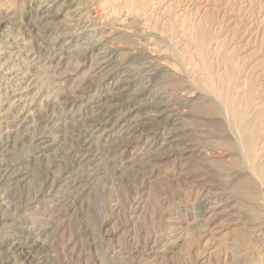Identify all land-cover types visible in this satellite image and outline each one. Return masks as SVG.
I'll return each mask as SVG.
<instances>
[{"label": "rangeland", "instance_id": "obj_1", "mask_svg": "<svg viewBox=\"0 0 264 264\" xmlns=\"http://www.w3.org/2000/svg\"><path fill=\"white\" fill-rule=\"evenodd\" d=\"M88 1L0 0V77H16L0 80V164L21 161L30 169L15 186L0 171V195L11 188L0 218L17 215L14 229L0 228V264H26L8 251L14 236L33 264H264L262 189L241 159L217 97L228 93L245 109L240 96L247 89L248 117L255 113L264 126V0H95L106 13L95 22L109 35L98 51L116 48L104 65L97 54L84 53L102 36L95 22L84 26L69 13ZM198 28L217 92L204 82ZM90 81L113 101L101 100L95 88L80 101ZM20 87L26 93L19 103L31 113L56 102L53 133L35 146L39 163L29 142L4 149L3 137L14 128L10 103ZM62 102L70 103L67 110ZM45 162L74 170L67 185L79 182L34 239L27 229L40 223L43 202L33 196ZM236 245L245 250L238 254Z\"/></svg>", "mask_w": 264, "mask_h": 264}, {"label": "bare ground", "instance_id": "obj_2", "mask_svg": "<svg viewBox=\"0 0 264 264\" xmlns=\"http://www.w3.org/2000/svg\"><path fill=\"white\" fill-rule=\"evenodd\" d=\"M136 1V0H135ZM141 1V0H140ZM71 2L73 1H70L68 4L65 5V7H70V4ZM142 2V1H141ZM86 3V2H85ZM146 3H148L146 1ZM99 5H100V2H99ZM130 5V4H129ZM138 5V4H137ZM144 5V4H143ZM146 6V4H145ZM144 6V7H145ZM133 7V6H132ZM138 7V6H137ZM147 7V6H146ZM67 8V9H68ZM101 8V7H100ZM100 8L98 6V3L95 1V0H90L86 3L85 6H82V7H79L78 8H75V9H72L70 10L69 13H71L70 15L74 16V17H80V19L83 20V24L84 26L85 25H91L93 22H95L96 19H100V18H103V17H106V13L104 12H100ZM143 8V7H142ZM130 9V8H129ZM134 9V8H133ZM144 9V8H143ZM131 10V9H130ZM137 11V10H136ZM143 11V10H142ZM206 11V10H205ZM48 13V12H47ZM66 13V12H65ZM205 15V14H204ZM203 15V16H204ZM208 15V14H207ZM207 17V16H206ZM79 19V18H78ZM205 19V18H204ZM202 19V20H204ZM214 20V19H213ZM81 21V20H80ZM102 21V20H101ZM205 21H208L205 20ZM204 21V22H205ZM97 22V21H96ZM95 22V24H96ZM201 22V21H200ZM198 22V23H200ZM210 22V21H209ZM207 22V23H209ZM197 23V24H198ZM99 25L101 24V22L98 23ZM98 24H96V27L94 28L95 29V33L96 31L100 32V34H102L101 38H99L98 40L94 41L93 43H90V45L85 49V52L86 55H91V54H97L99 56V59H100V63H106L108 62V60L111 59V56L113 54H115V51H116V48L115 46L113 45V43L111 45H106L107 48L105 49V53L103 52H99L98 51V48H97V45L99 43V41H101V39L103 40H107V38H109L108 34H106V30L104 27H102V25L98 26ZM165 24V23H164ZM206 24V23H205ZM210 24V23H209ZM208 24V26H209ZM83 26V27H84ZM185 26V24H184ZM193 26V25H192ZM201 28H202V24H200ZM183 27V26H182ZM187 27V26H186ZM191 27V26H190ZM88 28V27H87ZM193 28V27H192ZM168 29V28H167ZM185 29V27H184ZM188 30H190L189 28H187ZM195 29V28H194ZM211 29V28H210ZM93 29H91L92 31ZM105 30V31H104ZM111 30V29H110ZM161 30V29H160ZM164 30V29H163ZM193 30V29H192ZM209 30V29H208ZM89 31V29H88ZM182 31V30H181ZM185 31V30H184ZM191 31V30H190ZM213 31V30H212ZM93 32V31H92ZM109 32V31H108ZM107 32V33H108ZM197 32L199 33V36H198V39H197V47H198V56L200 57V60H201V65L202 67L205 69V74H204V82H205V85L207 86L208 90L211 91V92H217L216 90L218 89H215L214 87L216 86H213V82L214 81V76L213 74L211 73L210 71V68H209V64L207 62V58H206V50H204L203 48V45H204V41H205V36H204V32L202 31V29L198 28ZM91 33V32H90ZM187 33V32H186ZM192 33V32H191ZM205 33H206V30H205ZM212 33V32H211ZM184 34V33H183ZM190 34V33H189ZM196 36H197V33H195ZM213 34V33H212ZM211 34V35H212ZM215 34V33H214ZM111 35V33H110ZM186 35V34H184ZM190 36V35H189ZM191 37V36H190ZM188 38V36H187ZM212 39V38H211ZM217 39V38H216ZM190 40V39H189ZM192 40V39H191ZM185 41V40H184ZM211 41V40H210ZM187 42V40H186ZM219 42V41H218ZM217 42V43H218ZM216 43V44H217ZM195 44V43H194ZM220 44H222L220 42ZM187 45V43H186ZM219 45V44H218ZM223 45V44H222ZM99 46V45H98ZM195 46V45H194ZM217 46V45H216ZM220 46V45H219ZM103 47V48H104ZM188 47V46H187ZM221 47V46H220ZM194 48V47H193ZM103 50V49H102ZM101 50V51H102ZM130 50V49H129ZM186 48L184 49V52ZM188 50V49H187ZM208 52V51H207ZM215 52V50H214ZM146 53V52H145ZM193 54V53H192ZM195 54V53H194ZM210 54V52H209ZM116 55V54H115ZM185 55V53H184ZM189 55L190 52H189ZM197 55V54H196ZM214 55V54H213ZM226 55V54H225ZM216 56V55H215ZM218 56V55H217ZM227 56V55H226ZM16 57V56H15ZM194 57V55H193ZM197 57V56H196ZM217 58V57H216ZM219 58V57H218ZM221 58V57H220ZM227 58V57H226ZM191 59V58H190ZM230 59V57L228 58ZM216 60V59H215ZM218 60V59H217ZM192 61V60H190ZM194 61V60H193ZM198 61V60H197ZM216 62V61H215ZM264 62V61H263ZM165 63V62H164ZM196 63V61H195ZM223 63V62H222ZM190 64V63H189ZM192 64V62H191ZM197 64V63H196ZM195 64V65H196ZM216 64V63H215ZM222 65V64H221ZM220 65V66H221ZM231 65V64H230ZM234 65V64H233ZM237 64H235L236 66ZM167 66V64H166ZM170 66V65H169ZM189 66V65H188ZM228 66V65H227ZM239 66V65H238ZM175 67V66H174ZM103 68V67H101ZM190 68V67H189ZM192 68V67H191ZM197 68V67H196ZM200 68V67H199ZM219 68V67H218ZM221 68V67H220ZM227 68V67H226ZM232 69V68H231ZM243 69V68H242ZM1 70V69H0ZM98 70V69H97ZM175 70V69H174ZM196 70V69H194ZM199 70V69H198ZM201 70V69H200ZM220 70V69H219ZM222 70V69H221ZM224 70V69H223ZM222 70V74L224 73ZM237 70H238V67H237ZM245 70V69H244ZM2 71V70H1ZM182 71V70H181ZM247 71V70H246ZM178 72V71H177ZM193 72V71H192ZM220 73V71H219ZM12 75V74H11ZM16 75V74H15ZM21 75V74H20ZM109 75V74H108ZM170 75V73H169ZM195 75V74H194ZM200 75V74H199ZM215 75H216V72H215ZM10 74H8V76H5L3 77V74L2 76L0 77V80H10L12 81L14 78H16L15 76L11 77L13 79H11L10 77ZM171 76V75H170ZM202 76V75H201ZM228 78H230L229 74L226 75ZM18 77V76H17ZM220 77V76H219ZM246 77V76H245ZM256 77V76H255ZM199 78V77H198ZM233 78V77H232ZM112 79V78H111ZM222 79V77H221ZM200 80V79H199ZM198 80V81H199ZM216 80V79H215ZM220 80V79H219ZM224 80V79H223ZM243 81V80H241ZM252 81V80H251ZM250 81V82H251ZM254 81V80H253ZM256 81V80H255ZM194 82V81H193ZM226 82V81H225ZM80 83V82H79ZM224 83V82H223ZM238 83V82H237ZM114 84V83H113ZM217 85V84H216ZM240 85V84H239ZM244 85V84H243ZM98 85L97 82L95 81H90V83L88 84L87 87L85 88H82L83 91H80L81 93H79V98H80V101L84 100L83 98L84 97H87L88 95V92H90V90L94 89L98 91L99 93V97L101 98V100H108L109 99V95L106 94V91L108 90H104V89H101ZM251 86V85H250ZM258 86V85H257ZM22 87V86H21ZM20 87V89L18 90V92L13 96V99L11 101V105L13 106L15 110V114L11 115V122L12 123V126L14 128L10 129L9 131H7L3 137V145L5 146V150H17L20 146V144L22 145L23 144V147H27L25 145L26 142H29L28 145V148H29V152H30V155H31V159L32 160H35L36 163H39L40 162V158H38L39 154H35L36 152V145L38 143H40L42 140H44L45 138H50V135H52L51 133H53L52 131V128L51 126L49 125L52 120L51 118V113L54 112V110L56 109V102L55 103H52V102H45V104L43 105V107L39 109H36V111L34 112L33 110V113H31L29 110H28V104H22L20 105V101H22V96H24V93L22 95V92L20 91L22 88ZM84 87V86H83ZM111 87V86H110ZM249 88V85L247 86ZM108 88V87H107ZM185 88V87H184ZM226 88V87H225ZM237 88V87H236ZM254 88V87H253ZM264 88V87H263ZM255 89V88H254ZM16 90V89H15ZM27 91V90H26ZM255 91V90H254ZM257 91V90H256ZM263 91V89H262ZM111 92V91H109ZM173 92V91H171ZM207 92V91H206ZM227 92V90H226ZM256 94V93H255ZM264 94V92H263ZM13 95V94H12ZM211 95V94H210ZM230 95V94H229ZM228 95V93H218L217 97H219V100L220 102L223 104V105H220L223 107V114L224 116L226 117L227 119V122L229 123L230 122V126H231V130L232 133H233V139L235 140L236 142V146L237 148L239 149L240 151V156H241V159L243 158L244 161L246 162V166L248 168V171H250V173L252 174L253 178L255 176V180H256V183L259 185V188L262 189V200L264 201V126L262 125L261 122L255 120V118L257 117V115H255V113L252 114L251 117H248V112L249 109L251 108V100L248 96V91L247 89L245 90V92L243 93V95H241L240 97L245 101V103L247 104V107L245 109H238V107L236 106V104H234V100H231ZM26 96V95H25ZM148 96V95H147ZM232 96V95H231ZM257 96V95H256ZM12 97V96H11ZM160 97V95H159ZM216 97V98H217ZM233 97V96H232ZM258 97V96H257ZM262 97V95H261ZM78 98V99H79ZM170 98V97H169ZM10 99V98H9ZM119 99V98H118ZM159 99V98H158ZM258 99V98H256ZM262 99V98H261ZM29 100V99H28ZM59 100V99H58ZM100 100V101H101ZM54 101V100H53ZM108 101H113L112 99H109ZM162 101V99H161ZM216 101V99H215ZM9 102V101H8ZM27 102V101H26ZM79 102V101H78ZM254 102V101H253ZM219 103V102H218ZM240 103V102H239ZM244 103V104H245ZM257 103V102H256ZM263 105V103H262ZM39 106V105H38ZM70 106V103L69 102H62L61 103V108L63 109V111L66 109H68L67 107ZM103 106H105L103 104ZM256 106V105H255ZM254 106V107H255ZM18 109H17V108ZM101 107V106H100ZM108 107V106H107ZM259 107V106H258ZM37 108V106H36ZM109 108V107H108ZM212 108V107H211ZM215 108H216V105H215ZM157 109V108H156ZM151 111V110H150ZM159 111V110H158ZM213 111V110H212ZM253 111V110H252ZM260 111V110H258ZM51 112V113H50ZM99 112V111H98ZM161 112V111H160ZM251 113V112H250ZM261 113V112H260ZM72 114V113H71ZM162 114V112H161ZM262 114V113H261ZM264 114V113H263ZM211 115H212V112H211ZM260 118V116H259ZM227 123H225V126H226ZM264 124V122H263ZM54 125V124H53ZM229 125V124H228ZM121 126V125H120ZM119 126V127H120ZM176 126V125H175ZM181 126V125H180ZM229 126H227L228 128ZM39 128V131L36 133V134H29V131L30 130H35ZM124 128V127H123ZM106 129V128H105ZM169 129V128H168ZM122 130V129H121ZM150 131V130H149ZM226 131V129L224 130V132ZM229 131V132H230ZM97 132V131H96ZM123 133V132H122ZM167 133V132H166ZM170 133V131H169ZM40 134H48V135H40ZM108 134V132H107ZM168 134V133H167ZM166 134V135H167ZM183 134V133H182ZM170 135V134H169ZM21 136V137H20ZM175 136V135H174ZM232 136V135H231ZM21 139H20V138ZM154 137V136H153ZM59 138V137H58ZM158 138V137H157ZM168 138V137H167ZM232 138V137H231ZM85 139V138H84ZM87 139V138H86ZM85 139V141H86ZM152 139V138H151ZM172 139V138H171ZM47 140H50V139H47ZM45 140V141H47ZM80 140V139H79ZM149 140V139H148ZM165 140V139H164ZM1 141V139H0ZM172 141V140H171ZM228 141V140H227ZM230 141V140H229ZM89 142V140H88ZM163 142V141H162ZM34 144V145H33ZM54 144V143H53ZM152 144V143H151ZM227 144V143H226ZM232 144V142H231ZM51 145V144H50ZM160 145V144H159ZM163 145V144H162ZM85 146V145H84ZM151 146V145H150ZM158 146V145H157ZM148 148V147H147ZM146 148V149H147ZM233 148V147H232ZM123 149V147H122ZM227 149V148H226ZM228 150V149H227ZM23 151V150H22ZM56 151V150H55ZM182 151V150H180ZM222 151V150H220ZM5 152V151H4ZM26 153V152H25ZM224 153V152H223ZM29 154V153H27ZM206 154V153H205ZM225 154V153H224ZM182 154H180L181 156ZM220 155V154H219ZM219 155H216V158L217 156ZM223 155V154H222ZM141 156V155H140ZM211 156V155H209ZM215 156V155H214ZM5 157V156H4ZM83 157H85V155H83ZM96 157V156H95ZM11 158V157H10ZM149 158V157H148ZM230 158V157H229ZM4 159V158H3ZM226 159V157H225ZM228 159V158H227ZM145 160V159H144ZM228 160H231V159H228ZM227 160V161H228ZM235 160V159H234ZM15 161V160H14ZM39 161V162H37ZM47 161V160H46ZM88 161V159H87ZM142 161V160H141ZM226 161V162H227ZM50 162V161H48ZM84 162V161H83ZM2 163V162H1ZM12 163V161H11ZM20 163H23L21 161H16V163H12L10 164L9 166H4L2 164H0V171L2 170L5 175L8 174V177H12V184H14V186L16 184H19L20 181H23L24 179H26L27 177V174L29 172L30 169H28L29 167L27 166H23V164H20ZM43 163V161H42ZM57 162L54 163H50V164H44L43 166V177L41 178V182L38 184V189L36 191V193L34 194V198L37 202L38 200L39 201H42L43 202V205L41 207H39L40 211L37 213L39 214V220L38 222L39 223V226H37V224L35 222L31 223L32 226H30L27 230L29 234L30 232H33V236H34V239L38 238L40 233H42L44 230H43V227H44V223L47 222V221H50L52 219V215L55 213V210L54 208L56 207V205L58 206V203L62 204L63 201H65L66 199V196H67V193L74 189V187L77 186V182L75 179L73 180V185L70 186V185H67L66 183H70L69 179L71 178L72 176V172L74 171L73 169L69 168V167H64V168H59L58 165L56 164ZM229 164V163H228ZM244 165V164H242ZM134 168V167H133ZM132 169V168H131ZM244 169V168H243ZM4 173L2 175H4ZM74 173V172H73ZM78 174V173H77ZM1 175V173H0ZM2 179V178H1ZM33 179V178H32ZM28 181V180H27ZM3 182V181H2ZM2 182H0V187L1 185L3 184ZM25 182V180H24ZM254 182V181H253ZM36 183V182H35ZM4 185V184H3ZM10 189L11 188H7L3 191V193L0 195V207L1 206H4L3 204L5 203V199H7V197L9 196V192H10ZM36 189V188H35ZM234 189V188H233ZM261 192V190L259 191ZM52 197H56V198H53L52 201L50 202V198ZM250 197L252 199H254V196L250 195ZM258 200V199H257ZM260 201V200H259ZM48 203H50L48 205ZM122 203V202H121ZM28 204V203H27ZM32 204V203H31ZM33 205V204H32ZM35 206V205H34ZM38 206L36 205L35 208H37ZM209 207V206H208ZM21 208V207H20ZM25 208H28V206L25 205V207H23V209L25 210ZM2 210V209H1ZM20 210V209H19ZM18 210V211H19ZM36 210V209H35ZM38 210V209H37ZM33 211V210H32ZM59 212V211H58ZM32 213V212H31ZM54 216V215H53ZM60 216V215H59ZM4 217V216H3ZM0 218V228L1 227H4V226H8L12 229H14V227L16 226V219H17V215L15 216L16 218ZM25 222V221H24ZM29 224V223H27ZM47 224V223H46ZM29 226V225H28ZM51 227V226H50ZM46 228V227H45ZM252 228V227H251ZM245 229V228H244ZM243 229V231H244ZM1 230V229H0ZM31 230V231H30ZM240 231V230H239ZM251 231V230H250ZM249 231V232H250ZM264 231V230H263ZM16 233V232H15ZM51 234V233H50ZM18 235V234H17ZM20 235V234H19ZM14 236V234H13ZM247 236V235H246ZM259 236V234H258ZM7 237V236H6ZM19 237V236H18ZM9 238V237H8ZM18 238L17 237H10L8 239V243H9V250L12 254H15V261L16 263H21V262H24L26 264H33L34 262L32 261H29V258H30V255H29V251H28V248L27 250H25L23 247H21V245H18L20 246V248L16 245V240ZM233 239V238H232ZM231 239V240H232ZM251 239V238H250ZM261 239V238H260ZM264 239V238H263ZM133 240V239H132ZM141 240V239H140ZM235 240V239H234ZM233 240V241H234ZM256 240V239H255ZM4 241V240H3ZM6 241V240H5ZM27 241V240H26ZM146 241V239H145ZM254 241V240H253ZM38 242V241H37ZM137 242V241H135ZM142 242V241H141ZM193 243V242H192ZM228 243V242H226ZM245 243H247L246 241L244 242L243 240L240 242L239 241V244L242 245V246H246ZM22 244V243H21ZM133 244V243H132ZM138 244V243H136ZM141 244V243H140ZM145 244V243H144ZM189 244V243H188ZM250 244V243H249ZM258 244H262V243H258ZM8 245V244H6ZM25 245V244H24ZM23 245V246H24ZM134 245V244H133ZM133 245H131V247H133ZM255 245V244H254ZM27 246V245H26ZM113 246V245H112ZM116 246V245H115ZM140 246V245H139ZM152 246V245H151ZM192 246V244H191ZM225 246V245H224ZM231 246V245H230ZM237 246V245H236ZM257 246V245H256ZM263 246V245H262ZM119 247V246H118ZM116 248V249H119V248ZM250 247V245H249ZM253 247V246H252ZM251 247V248H252ZM261 247V246H260ZM134 248V247H133ZM138 248V247H137ZM151 248V247H150ZM227 249H229L228 247H226ZM234 251H236L238 254L245 250V249H241L237 246V248L239 249H236L235 246L233 247ZM113 249V248H112ZM132 249V248H131ZM225 249V248H224ZM255 249V248H254ZM221 250V249H220ZM223 250V248H222ZM263 250V249H262ZM110 251V250H109ZM120 251V250H119ZM224 251V250H223ZM255 251V250H254ZM6 252V251H5ZM112 252V251H111ZM114 252V251H113ZM248 252V251H247ZM225 253H226V250H225ZM235 253V252H234ZM110 254V253H109ZM108 254V256H109ZM117 254V253H116ZM125 254V252H124ZM230 254V253H228ZM119 255V254H118ZM117 255V256H118ZM133 255V254H132ZM142 255V254H141ZM231 255V254H230ZM13 256V255H12ZM111 256V255H110ZM120 256V255H119ZM140 256V255H139ZM143 256V255H142ZM239 256V255H238ZM138 257V256H137ZM237 257V255H236ZM251 257V256H250ZM122 258V256H121ZM124 258V257H123ZM229 258V257H227ZM240 258V257H239ZM243 258V257H242ZM241 258V259H242ZM31 259V258H30ZM135 259L136 256H135ZM140 259H143L140 257ZM139 259V260H140ZM145 259V258H144ZM225 259V258H224ZM230 259V258H229ZM227 259V260H229ZM232 259V258H231ZM234 259V258H233ZM134 260V259H133ZM132 260V261H133ZM226 260V259H225ZM123 261V259H122ZM126 261V260H125ZM131 261V260H130ZM230 261V260H229ZM232 261V260H231ZM127 262V261H126ZM125 262V264H126ZM237 262V261H236ZM129 263V261H128ZM133 263V262H132ZM137 264H142L141 261L140 263L139 262H136ZM135 263V264H136ZM145 263V262H144ZM231 264V263H230ZM237 264V263H236ZM239 264V262H238ZM249 264V263H248ZM254 264V263H253Z\"/></svg>", "mask_w": 264, "mask_h": 264}]
</instances>
